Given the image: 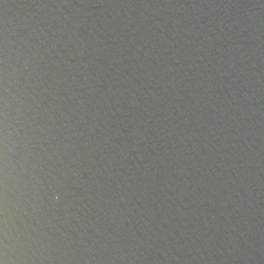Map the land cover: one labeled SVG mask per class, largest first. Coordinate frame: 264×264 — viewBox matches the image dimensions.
<instances>
[{
    "label": "water",
    "instance_id": "water-1",
    "mask_svg": "<svg viewBox=\"0 0 264 264\" xmlns=\"http://www.w3.org/2000/svg\"><path fill=\"white\" fill-rule=\"evenodd\" d=\"M0 264H264V0H0Z\"/></svg>",
    "mask_w": 264,
    "mask_h": 264
}]
</instances>
